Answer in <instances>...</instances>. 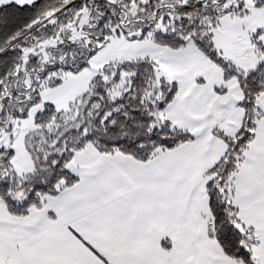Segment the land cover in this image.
<instances>
[{"label":"snow or ice","instance_id":"1","mask_svg":"<svg viewBox=\"0 0 264 264\" xmlns=\"http://www.w3.org/2000/svg\"><path fill=\"white\" fill-rule=\"evenodd\" d=\"M0 264H264V0H0Z\"/></svg>","mask_w":264,"mask_h":264}]
</instances>
